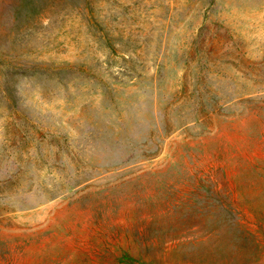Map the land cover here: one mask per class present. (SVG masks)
I'll return each instance as SVG.
<instances>
[{"label": "rangeland", "instance_id": "rangeland-1", "mask_svg": "<svg viewBox=\"0 0 264 264\" xmlns=\"http://www.w3.org/2000/svg\"><path fill=\"white\" fill-rule=\"evenodd\" d=\"M0 264H264V0H0Z\"/></svg>", "mask_w": 264, "mask_h": 264}]
</instances>
